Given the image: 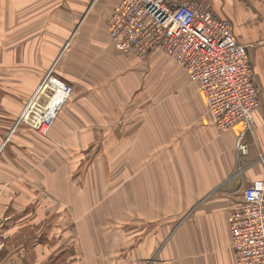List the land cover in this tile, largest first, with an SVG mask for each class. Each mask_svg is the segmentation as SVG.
<instances>
[{
    "label": "crops",
    "instance_id": "crops-1",
    "mask_svg": "<svg viewBox=\"0 0 264 264\" xmlns=\"http://www.w3.org/2000/svg\"><path fill=\"white\" fill-rule=\"evenodd\" d=\"M204 1L248 44L260 87L254 131L242 138L246 153L237 148L243 123L218 129L186 69L159 50L141 61L116 49L108 24L120 0H0V117L19 116L54 64L74 86L49 134L58 143L75 135L89 154L77 162L66 147L63 158L45 159L53 184L45 198L64 199L65 218L87 213L91 195L73 180L79 163L98 168L104 183L137 182L139 169L150 174L147 181L165 183V264H237L229 214L243 189L264 178V0ZM4 197H14L11 187ZM51 205H0V264H58L57 239L26 240L27 232L57 230Z\"/></svg>",
    "mask_w": 264,
    "mask_h": 264
},
{
    "label": "built area",
    "instance_id": "built-area-1",
    "mask_svg": "<svg viewBox=\"0 0 264 264\" xmlns=\"http://www.w3.org/2000/svg\"><path fill=\"white\" fill-rule=\"evenodd\" d=\"M109 35L121 52L146 56L159 50L200 85L218 129L242 122L237 148L248 151L245 131H254V112L260 107V87L254 77L248 44L240 42L229 20L219 17L204 0H120L108 24ZM49 82V84H48ZM51 87L61 96L54 111L36 97ZM70 83L49 75L25 104L21 119L47 134ZM264 162V154H261ZM232 247L237 264H264V178L242 191V201L229 214Z\"/></svg>",
    "mask_w": 264,
    "mask_h": 264
},
{
    "label": "rangeland",
    "instance_id": "rangeland-1",
    "mask_svg": "<svg viewBox=\"0 0 264 264\" xmlns=\"http://www.w3.org/2000/svg\"><path fill=\"white\" fill-rule=\"evenodd\" d=\"M152 52L146 56L133 54L146 61ZM54 67L55 64L49 67L42 80L48 79L49 75L61 79ZM71 86L74 92V86ZM52 93L51 87L47 86L36 101L45 104ZM65 103L59 111L64 109ZM23 109L17 117H0V146L3 145L0 152V205L7 206L9 202L10 206L26 207V210L51 202V206L57 208V230L27 232L26 240L46 241L48 235L57 239L54 244L57 246L58 264H165V183L147 181L151 178L150 174L140 169L138 181L131 184L99 182L98 168L79 163L72 168L75 189L89 192L91 198L85 215L74 212L65 218L59 208L67 204L64 199L45 198L53 184L49 182L51 163L44 164V160L63 158L66 147L73 148L68 151L77 162L87 158L89 152L82 151L83 144L75 135L64 136L59 143L50 137L49 131L59 112L48 133L40 134L31 130V125L21 119ZM6 158L14 160L15 165L3 166ZM152 169L157 171L160 168ZM91 170L95 171L94 179L87 177ZM18 178L20 183L5 182ZM8 187L13 190L14 197L3 199ZM16 192L19 193L18 197L15 196ZM77 194L80 199V193ZM22 195L27 197L23 198Z\"/></svg>",
    "mask_w": 264,
    "mask_h": 264
},
{
    "label": "bare ground",
    "instance_id": "bare-ground-1",
    "mask_svg": "<svg viewBox=\"0 0 264 264\" xmlns=\"http://www.w3.org/2000/svg\"><path fill=\"white\" fill-rule=\"evenodd\" d=\"M61 96L59 93L54 94L51 96L50 100L48 101V107L46 113H49L50 111H54V109L58 106V102H60Z\"/></svg>",
    "mask_w": 264,
    "mask_h": 264
}]
</instances>
